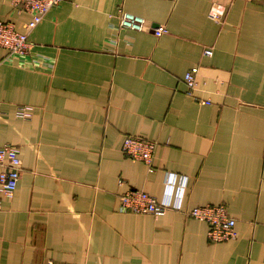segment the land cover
Listing matches in <instances>:
<instances>
[{
  "label": "crops",
  "instance_id": "crops-1",
  "mask_svg": "<svg viewBox=\"0 0 264 264\" xmlns=\"http://www.w3.org/2000/svg\"><path fill=\"white\" fill-rule=\"evenodd\" d=\"M120 9L168 32L120 29ZM0 19L22 30L30 15L0 0ZM29 41L0 48V147L22 161L0 264H264V0H68ZM129 135L157 142L153 172L122 151ZM169 174L187 177L181 210H119L128 189L162 199ZM207 204L226 206L235 238L210 242L186 213Z\"/></svg>",
  "mask_w": 264,
  "mask_h": 264
},
{
  "label": "built area",
  "instance_id": "built-area-1",
  "mask_svg": "<svg viewBox=\"0 0 264 264\" xmlns=\"http://www.w3.org/2000/svg\"><path fill=\"white\" fill-rule=\"evenodd\" d=\"M68 0H12L14 8L19 13H28L30 20L21 30L11 21L0 19V48L6 49L10 54L26 55L31 49L29 41L30 32L43 20L45 15L53 8ZM227 13V5L217 4L209 10V16L217 22H222ZM120 29L135 31H152L157 37L168 32L163 26L152 25L145 17L132 12L119 11ZM205 55L212 56L213 48H206ZM198 67H193L184 76L187 93L193 94L197 87ZM197 101L209 104V100ZM33 106L20 105L16 116L29 119L32 116ZM157 142L140 136L129 135L125 138L122 151L130 159L144 162L149 171L153 172V159ZM22 161L18 147L4 144L0 147V209L2 200L12 198L21 177ZM187 177L169 174L166 179V193L162 199L146 191L128 189L119 195L121 212L134 214H150L154 216L165 215L169 209L181 210ZM189 216L204 221L209 225L208 239L212 243L228 241L236 236V220L231 217L225 205L207 204L196 206L186 212ZM49 264H54L49 262Z\"/></svg>",
  "mask_w": 264,
  "mask_h": 264
},
{
  "label": "rangeland",
  "instance_id": "rangeland-1",
  "mask_svg": "<svg viewBox=\"0 0 264 264\" xmlns=\"http://www.w3.org/2000/svg\"><path fill=\"white\" fill-rule=\"evenodd\" d=\"M155 155V154H154ZM154 160V159H153ZM154 166V165H153ZM140 190V189H139ZM144 191V190H143ZM170 210V209H169Z\"/></svg>",
  "mask_w": 264,
  "mask_h": 264
}]
</instances>
